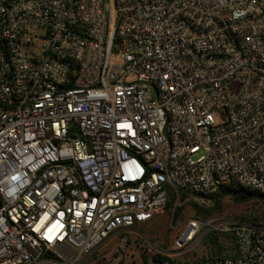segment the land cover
Masks as SVG:
<instances>
[{
	"label": "built area",
	"instance_id": "2783aa9c",
	"mask_svg": "<svg viewBox=\"0 0 264 264\" xmlns=\"http://www.w3.org/2000/svg\"><path fill=\"white\" fill-rule=\"evenodd\" d=\"M230 184L264 202V0H0V264H123L171 189ZM185 226L158 264H264L260 224Z\"/></svg>",
	"mask_w": 264,
	"mask_h": 264
},
{
	"label": "trees",
	"instance_id": "16d2710c",
	"mask_svg": "<svg viewBox=\"0 0 264 264\" xmlns=\"http://www.w3.org/2000/svg\"><path fill=\"white\" fill-rule=\"evenodd\" d=\"M175 196L176 192L171 189L169 191V200L166 204V212L172 216L171 224L173 225L177 224L182 218L186 205H189L192 209L194 219L203 220L222 214L225 204L230 203L232 205L252 204L253 208L251 210L234 213L233 216L264 226V202L262 201V196L251 190H246L238 184L220 186L213 197L212 205L207 208H202L192 202L174 206ZM181 197L184 199L186 195L181 193ZM226 238L230 239V236L225 235L224 237L219 233L207 234L202 241L206 252L200 258L215 259L227 257L228 251L232 248V242L229 243ZM164 258V255L156 253L152 257L151 262L144 260V264H158Z\"/></svg>",
	"mask_w": 264,
	"mask_h": 264
},
{
	"label": "rangeland",
	"instance_id": "374dc122",
	"mask_svg": "<svg viewBox=\"0 0 264 264\" xmlns=\"http://www.w3.org/2000/svg\"><path fill=\"white\" fill-rule=\"evenodd\" d=\"M179 205H184V203H180ZM252 208V204L232 205L226 203L222 214L227 217H235L233 216L234 213L251 210ZM171 219L172 216L165 212L162 215L156 216L150 222L137 225L132 229L129 234V240L125 244L123 264H144V260L151 262L152 257L156 253H163L169 250L174 241L182 236L186 227L185 223L190 219H194L193 211L189 205H186L182 218L177 224H171ZM118 241L119 237L111 239L103 248L96 252L94 259H100L104 255L109 258L114 257ZM196 249L198 250L197 254H200L202 246L199 244ZM196 249L190 252V254L195 253Z\"/></svg>",
	"mask_w": 264,
	"mask_h": 264
}]
</instances>
